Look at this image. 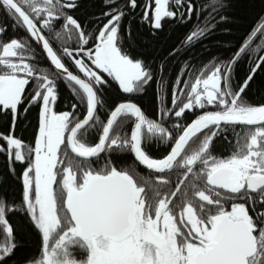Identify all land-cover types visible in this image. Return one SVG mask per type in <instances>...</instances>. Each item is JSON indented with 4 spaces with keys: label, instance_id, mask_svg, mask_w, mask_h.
I'll return each mask as SVG.
<instances>
[{
    "label": "snow or ice",
    "instance_id": "6c2138e0",
    "mask_svg": "<svg viewBox=\"0 0 264 264\" xmlns=\"http://www.w3.org/2000/svg\"><path fill=\"white\" fill-rule=\"evenodd\" d=\"M0 264H264V0H0Z\"/></svg>",
    "mask_w": 264,
    "mask_h": 264
},
{
    "label": "trees",
    "instance_id": "16d2710c",
    "mask_svg": "<svg viewBox=\"0 0 264 264\" xmlns=\"http://www.w3.org/2000/svg\"><path fill=\"white\" fill-rule=\"evenodd\" d=\"M5 159L3 156H0V169H3L5 167Z\"/></svg>",
    "mask_w": 264,
    "mask_h": 264
}]
</instances>
